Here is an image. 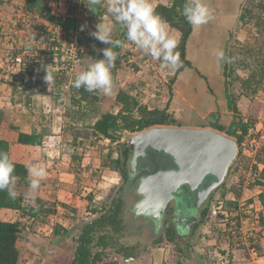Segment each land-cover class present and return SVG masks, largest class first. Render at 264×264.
Here are the masks:
<instances>
[{
	"label": "crops",
	"instance_id": "crops-1",
	"mask_svg": "<svg viewBox=\"0 0 264 264\" xmlns=\"http://www.w3.org/2000/svg\"><path fill=\"white\" fill-rule=\"evenodd\" d=\"M104 1L102 6H107L108 0ZM245 1L207 0L213 9V18L199 28L192 26L191 34L185 46V58L189 61L191 68L185 67L177 74L171 86L170 99L165 105L173 119L180 124L177 127L213 129V131L218 132L215 125L226 127L232 123L233 114L227 109L225 97L224 60H219L216 53L219 51L225 53V49L232 39L230 34L233 33L235 36L234 33L237 34V28L240 31L237 21ZM152 3L154 7L158 4L167 5L166 0H152ZM24 6H26V2ZM89 6L92 7V15L84 17L86 20L78 21V25L82 35L92 40L86 42L88 50L78 69H76V76L87 70L91 62L89 58L94 60L103 58L98 51L99 49L111 47V45L94 40L90 35L95 31L97 21L95 22L94 19L93 6L91 4ZM68 10V8L59 5L54 10V14L57 17H65ZM108 17L109 21L113 19L111 15ZM229 20H232V27ZM112 24L114 25L112 39L121 41L124 49L121 47L118 51L117 64L112 70L114 88L111 96H105L96 91L97 100L83 98L71 92L70 89L65 92L62 86L57 85L52 89L56 95H53V92L48 89L36 88L34 91L36 96L30 112L23 110L24 113L21 112V108L16 107L17 104L13 106L12 111L0 108L4 119H9L8 121L11 123L9 127L5 121L0 124V139L4 140L7 136L11 137L9 155L12 161L28 167L25 181V186L28 188L27 194H30V197L38 198L40 205L37 209L39 215L42 216L40 219H43L41 223H36L32 228L30 226L34 217L27 216L24 210L0 209L1 213L6 215L4 217L6 219L0 218V221L23 223L21 224L23 232L20 234L17 243L19 252L17 264H71L77 245L75 239L81 226L104 213L107 209L110 192L120 186V176H117V173L112 176L110 173H108L109 175L105 174L107 169H113V171L117 169L110 168L108 166L109 161L103 157H105V151H108L107 156L113 158V145H118V153H115L118 155L119 145L124 142L121 141L122 138L115 143H110L108 139L97 138L93 135L91 128L101 115L110 112L111 106L116 109L115 113L118 111L115 98L119 91H124L138 101L140 100L142 104H146L141 100V97L143 96V88L148 87L149 82H151L150 74L146 68H150L153 62H150L151 56H142L144 54L142 50L127 41L126 29L116 24L115 21ZM169 32L171 35L177 36L179 40V32L170 27ZM246 42L252 44L253 40L248 41L246 38ZM133 46H135V50L138 49V52L130 54L126 51L129 48L131 49L130 52H133ZM126 58L128 59L127 64L131 65L121 70L119 68L120 61L126 60ZM148 62H150L149 65H147ZM157 71L161 76H164L168 74L169 68L162 67ZM4 89L7 91L5 92ZM0 90L4 91L1 92L2 94L0 93V98L6 94L5 96L15 98L19 106L23 102L28 103L30 101L29 98L9 90L3 84L0 85ZM93 93L95 94V92ZM5 101H7L6 98ZM236 106L238 109L237 103ZM19 133L35 135L39 144L22 145L16 143L15 140ZM107 142L110 143V146L107 149H102L101 145L105 144L106 146ZM78 150L85 151L83 156L78 153ZM239 156H241V151ZM96 157L97 160H95ZM98 158H102L103 161H99ZM89 160H92L91 163ZM41 163L46 165L48 175L41 181L40 188L33 193L29 187V181L32 179L29 170L33 164L39 165ZM237 166L233 171L236 177L241 169L240 166ZM258 168L261 170L262 165L260 164ZM100 172L104 174L98 178ZM227 182L226 180L225 185L217 190L219 193L214 205L215 210L225 206L227 213L232 211L236 216V208L244 201L243 203L256 213L264 212V199H261L264 197V186L248 184L247 181L242 187H239L233 181ZM23 202L25 201L23 200ZM206 221L204 220V224L200 225L198 230L204 229L205 224L207 225ZM250 228L251 223L246 220L244 229L250 230ZM224 231L226 230L224 229ZM201 235L202 233H200ZM200 236L198 242L203 235ZM196 240L197 237H195L194 242ZM229 242L233 249L231 253L239 262L237 259L239 251L236 249L239 246L238 239L231 238ZM160 243L154 246L149 244V247L147 242L146 248L143 249L145 251H139L138 254L134 252L136 255L131 257L122 256L121 259L118 257L120 260L116 257L113 259L117 264H164V257L168 248ZM119 244L127 248L125 244ZM258 244L263 255L258 258L257 263L264 264V237ZM186 245L181 243L177 249L183 253L181 249ZM195 246V251L201 247L199 245L198 247L197 244ZM198 252L202 256L199 249ZM185 257L189 258L188 255Z\"/></svg>",
	"mask_w": 264,
	"mask_h": 264
},
{
	"label": "trees",
	"instance_id": "trees-1",
	"mask_svg": "<svg viewBox=\"0 0 264 264\" xmlns=\"http://www.w3.org/2000/svg\"><path fill=\"white\" fill-rule=\"evenodd\" d=\"M52 1L58 0H26V8L30 12L36 14L42 21L59 26L65 32L76 30L78 28V21H76V19L69 17H57L51 14L49 5ZM166 1L167 5L158 4L155 9L156 12L167 21L170 28L179 32L180 37L177 51L180 53V60L182 62L179 67L174 69L175 74L168 82L167 87L168 90L171 91V86L174 83L177 74L185 67L191 68L189 61L185 58V46L191 34L192 26L181 14L187 0ZM104 2H106V0ZM89 5L90 4L88 0V7L86 11H84L85 17L92 15V7ZM102 5L103 0H101V4L92 5L94 10L93 12L95 14V22L104 13L107 14L106 6ZM238 21L244 22V24H249L252 22V28L256 34L255 38H258L256 43L257 46L260 47L259 50L261 51L260 52L258 50L257 52L258 56H261V58L257 57L259 61L241 82L242 89L252 95L256 94L258 91L264 93V0H246L239 14ZM259 37L262 38L261 41L259 40ZM90 40L92 39L82 35L81 32V36L79 37V42L81 44L86 46V42ZM120 48L121 47H115L113 50L118 53ZM253 51L254 50L248 51V53L252 54ZM246 55L248 56V54ZM224 56L223 77L225 79V97L227 101V109L234 116L238 113V109L235 98L229 91V82H233V80L236 78L233 75L236 67L231 56H228L226 49ZM84 57L85 55L82 57L80 63L83 61ZM237 62L239 65H241L240 61ZM229 78L230 81L228 80ZM74 79L75 77H73L72 82ZM69 83L70 78L66 76V74L53 76V87H56L57 85L63 87ZM2 84L3 81L0 79V85ZM23 88L26 92L30 90L34 91L36 86L25 85ZM4 90L5 92L7 91L6 89ZM70 91L78 94L80 97L97 100L96 92L94 94L93 92L86 91L84 88L77 89L73 87L72 84ZM1 92L4 91L2 90ZM58 94L60 95L61 93ZM115 101L118 105V111L115 114L111 112L104 113L91 128L93 135H95L97 138L99 137L102 139H108L111 143H115L119 142L123 132L132 134L155 126L180 125L170 115L167 106L163 109H148L146 106L141 105V103L136 98L124 91H119L117 93ZM3 120V114L0 112V124L3 122ZM215 129L218 132L225 133L229 137L235 138L238 145L242 142L243 137L248 132L247 124L235 119H233L230 126L224 127L223 125H215ZM10 142L11 137L9 136H7L4 140L0 139V152H7L9 154ZM15 142L22 145L39 144L38 138H36L35 135H26L22 133L17 135ZM122 146L123 144L119 145V153ZM128 154L129 151L125 146V149H123L122 153L119 154L116 159H109L108 166L110 168H116L117 173L120 174L123 180H126L127 178V173L124 166L125 160L128 158ZM13 163L15 164L16 168L15 175L19 177V180L26 181L28 167L20 163ZM255 170H257V166L255 167ZM255 185L264 186V163L262 164V169L259 171V176L255 182ZM261 199H264V197H261ZM22 204L23 199L21 196L16 195L15 199H11L8 196L7 191H0V209L22 211L24 210ZM121 209L122 203L120 201H115L114 199L111 205L104 211V213L98 216L95 220H92L81 226L79 234L75 239L77 245L71 264H117L114 259H109L107 251L111 249L116 255L126 254L125 252L127 249L121 244L118 245L119 240L116 241L114 239V235L122 233V220L120 218ZM237 209L238 207L236 208V211ZM209 212V206L206 205L200 213L201 221H204L208 217ZM38 213L39 210L37 208H29L26 214L29 217H35ZM252 213L258 215L259 217H264V212L256 213L255 211H252ZM236 214L237 215L235 216L234 220H231L232 224L228 226L229 229L227 228L225 231L226 237L229 239H238L240 220L244 218H250V216H252L249 214H240L238 211ZM239 215H241L240 218ZM20 226L21 225L17 222L11 223L0 221V264H17L19 258L17 243L21 234ZM165 238L169 242L174 241L173 231L171 228L165 230ZM256 245L257 244L250 246L251 252L255 253L254 248Z\"/></svg>",
	"mask_w": 264,
	"mask_h": 264
},
{
	"label": "rangeland",
	"instance_id": "rangeland-1",
	"mask_svg": "<svg viewBox=\"0 0 264 264\" xmlns=\"http://www.w3.org/2000/svg\"><path fill=\"white\" fill-rule=\"evenodd\" d=\"M25 2L26 0H0V23L6 24L8 21L17 19L18 11L16 9L18 7H26L24 6ZM31 16L30 19L34 20L35 18H31ZM231 22L232 20H229V23L231 24L232 27L233 24ZM109 23H114V19H112ZM237 23L240 26V31L237 28L238 30L237 34L236 32L234 33L235 36L233 35V33L230 34L232 39L228 43L226 49L228 56H231V58L234 61L233 63L236 67L233 74L236 78L233 80V82H229V91L234 96L235 101L238 104V113L232 117L237 121H242L248 126L247 134L243 137L242 142L238 145L239 151H241V156L237 157L233 165L230 167L228 171V175L226 176L223 184H221L220 187L217 188L212 193V195H210L208 202L204 204V207L208 205L210 210L208 217L205 219L207 220L206 221L207 225L205 224L204 229H202V231L197 229V231L195 232V237H197V240L195 241L196 243L194 242L195 237L188 239L189 244L184 246L183 249H181L185 255L177 249V246L174 241L169 242L167 240L162 239L160 244H163L168 248L167 253L165 254L164 257V264H206V259L203 256V254L204 251L207 249H210L214 253L219 255L218 261L221 264H259L257 263V260L259 257L263 255V252L260 249L258 243L254 248L255 253L250 251L251 249L250 247L238 243L239 246L236 249L239 251V254L237 253V259L239 262H237L233 257V253H231V250H233L231 247L232 244L229 242V238L226 237V233L224 231V229L225 230H227V228L229 229L228 226L232 224L231 220H234L235 213L230 210H229L230 213H227L225 210V206L219 210H215L214 208L215 201L219 193L217 192V190L222 188L223 185H225L226 180L228 182L233 181V183H236V185H239V187H242L247 181L248 184L251 183L255 185V182L258 179L259 171H260L258 167H260V164L262 165L264 163V142H259V143L253 142L257 140V137L259 136L261 131L264 132V93L258 91L256 94L252 95L248 92H245L241 86V82L243 81V79H245L246 75L252 70L253 67H255V65L259 61L257 57L261 58V56H258L257 54L260 47H258L256 43L258 38H255L256 34L254 32V29L252 28V22L246 25L244 24V22L241 21L239 22L237 21ZM247 26L250 27L248 28ZM232 29L234 30V28ZM246 38L248 41L253 40V43L251 44V42H246ZM115 40L116 39H114V41ZM259 40L261 41L262 38L259 37ZM132 49H134L133 52H130L131 49L129 48L126 51H128L130 54L136 53V51L138 52V49L135 50V46H133ZM252 50H254L253 53L249 54L248 51H252ZM246 54H248V56ZM142 56H145V54H143ZM150 58H151L150 62H153V64H151L152 66H150V68H146V70L148 69L147 71L150 74L151 82H149L148 87L143 88L142 91L143 96L141 97V100L146 102V104H142L140 100L139 102L141 103V105L146 106L148 109H156V108L163 109L166 103L168 102V100L170 99L171 91L168 90L167 86L170 78L174 76L175 70L169 68V71H167L168 74L161 76L159 73H157L158 72L157 70L162 68L161 63L159 61L154 60L152 57ZM127 61H128L127 58L126 60L120 61L119 68L121 70H123L122 68H126V67L128 68V66L131 65V64L129 65V63L127 64ZM237 61H240L241 65H239ZM150 62H148L147 65H149ZM79 64L77 65V69ZM228 80L230 81V78ZM5 95L3 97L4 99L0 98L1 109L3 108L6 111L9 110L12 111L13 106H15L16 104H17L16 107H19L15 98L13 99L10 96H5ZM5 98L7 101H5ZM109 109L111 113H115L116 111V109H114L113 106H111ZM21 112H23L22 107H21ZM8 120L9 119L6 120L4 119L3 121H5V123L9 127L11 123ZM170 127H177V126H170ZM135 134L137 133L130 134L127 132H123L121 135L122 138L121 141L125 142L127 141V139H129L131 136ZM221 134L226 135L225 133H221ZM230 138L236 142L235 138L233 137ZM110 143L107 142L106 146L105 144H102L101 145L102 149H107L110 146L109 145ZM123 149L124 148L121 147L120 149L121 151L119 154L122 153ZM105 152L106 154L105 157L103 158H106L107 161H109V159L117 158L119 155V154L116 155L118 153V145H113V152H114L113 158L111 156H110L111 158L107 156L109 153L108 151ZM78 153L81 156H83L85 151L82 152L78 150ZM89 158L91 159V157ZM101 159L98 158L99 161ZM95 160H97V157L95 158ZM91 161L89 160V163H91ZM237 165L240 166L241 169L239 171L238 176L236 177V175L234 176L233 171L234 169H236ZM256 166H257V170H255ZM99 169L103 171L101 168ZM106 171L107 172H105V174L110 173L111 176L117 173V171L115 170L113 171V169H107ZM230 172H231V176L229 177ZM102 174L104 173L102 172L98 173V178H100V175ZM117 176H120V174H118ZM119 185L120 186H118V188L110 192L108 197V204H107V208H108L111 205L112 201L119 195L122 203L120 218L122 219V227H124L122 228V230L124 229V231L120 234L114 235V239L116 241L119 240L118 245H120L119 243L125 244L127 250L125 252L126 254L124 255H116L113 253V250L111 249L107 251V254L109 255V259L110 258L113 259V257H116L118 260H120L122 256L131 257L135 253L138 254L139 251H145L143 249L146 248L147 241H148V246L149 244L154 246V244H152V238L150 236H148V238L151 239L146 238L148 234H151L153 232V225L150 224L149 221H146V219L141 220L139 218L136 219L131 218L132 214L130 212V208L132 207L133 204L132 202L133 198L132 197L130 198L129 195H127V193L125 194L119 193V190L123 186V180H121ZM27 189L28 188L25 186V181L18 179L15 184L14 190L17 196H22V199L25 201L22 204L25 213L28 212L29 208H38V205H40L37 200L38 198L30 197V194H27ZM243 202H241V204H243ZM202 207L203 206H201V208ZM1 212L2 211L0 210V218L6 219L4 218L6 217V215L2 214ZM40 218H42V216L41 214L39 215L38 213L37 218L34 217V219L32 220L33 223L30 227L33 228V225H35L36 223H41L43 219ZM170 218H171L170 215H168L166 218V223L164 224H163L164 218L162 219L161 226L159 227L160 229L157 231V233H155L156 237H153L154 239L158 237L162 238L164 231L167 230L169 227L171 228ZM17 223H19L20 225L23 224L22 222H17ZM202 224H204V221L200 222L199 226ZM223 224L225 226H221ZM20 227L22 228V225ZM134 227H138L137 230H133ZM133 231H135V233ZM22 232L23 231L21 230V233ZM200 233H202L203 235V236L201 235L202 237L200 236ZM221 233H223L224 235ZM199 236L201 237L202 240L200 239L198 242ZM145 238L147 240H145ZM195 244H197V246L198 245L201 246V247L198 246L199 247L198 249L199 251L202 252V256L201 254H199L198 249L197 251H195L196 248ZM186 255L189 256L188 259L187 257H185Z\"/></svg>",
	"mask_w": 264,
	"mask_h": 264
},
{
	"label": "water",
	"instance_id": "water-1",
	"mask_svg": "<svg viewBox=\"0 0 264 264\" xmlns=\"http://www.w3.org/2000/svg\"><path fill=\"white\" fill-rule=\"evenodd\" d=\"M137 134L125 142L131 153L128 181L136 177L137 159L150 153L159 154L157 164L165 160L170 167L136 177L135 184L129 187L132 216L149 221L154 234L160 229L169 204L175 208L174 216L180 211H199L223 184L240 153L237 142L209 129L155 126Z\"/></svg>",
	"mask_w": 264,
	"mask_h": 264
},
{
	"label": "built area",
	"instance_id": "built-area-1",
	"mask_svg": "<svg viewBox=\"0 0 264 264\" xmlns=\"http://www.w3.org/2000/svg\"><path fill=\"white\" fill-rule=\"evenodd\" d=\"M59 5L69 9L65 17L74 18L76 21L85 19L84 11L88 7V0L53 1L50 4L52 15L55 16L54 10ZM16 10L17 19L6 24L0 23V78L9 90L29 98L28 103L23 102L19 107H22L24 112H30L36 96L35 90L26 92L23 87L34 85L36 88L48 89L56 95V92L52 91L55 88L52 82L48 84L44 80L45 66L52 65V76L66 74L70 78V83L62 87L67 92L73 77L76 76L77 65L87 52V48L79 42L81 36L79 25L76 30L65 32L59 26L42 21L26 7H18ZM108 15L104 13L99 17L96 25L110 22ZM30 16L35 19L31 20ZM253 142H264V132H261ZM252 210L245 203L240 204L237 209L240 214L252 215L250 218L241 219L238 228V243L247 247L259 243L264 237V217L253 214ZM246 220L251 223L250 230L244 229ZM203 256L206 264H221L218 261L219 255L210 249L205 250Z\"/></svg>",
	"mask_w": 264,
	"mask_h": 264
},
{
	"label": "clouds",
	"instance_id": "clouds-1",
	"mask_svg": "<svg viewBox=\"0 0 264 264\" xmlns=\"http://www.w3.org/2000/svg\"><path fill=\"white\" fill-rule=\"evenodd\" d=\"M91 5L101 4V0H89ZM107 14L113 17L116 24L126 29L127 41L133 43L145 55L159 61L162 67L176 69L182 63L177 51L179 40L169 32L167 21L156 12L152 0H108ZM193 28L207 24L213 18V9L207 0H187L181 13ZM114 25L98 23L96 30L90 35L97 41L111 45L99 49L102 59H91L87 70L80 72L72 82V86L84 88L88 92H101L105 96L113 94L114 80L112 70L116 67L118 54L114 47H123L119 40L112 39ZM34 39V38H33ZM219 60H224V52L216 53ZM44 80L50 84L53 80L52 65L45 66ZM15 164L7 152H0V191H7L11 199L16 198L14 190L19 177L15 175ZM32 179L29 187L35 193L48 173L43 163L33 164L29 170Z\"/></svg>",
	"mask_w": 264,
	"mask_h": 264
},
{
	"label": "flooded vegetation",
	"instance_id": "flooded-vegetation-1",
	"mask_svg": "<svg viewBox=\"0 0 264 264\" xmlns=\"http://www.w3.org/2000/svg\"><path fill=\"white\" fill-rule=\"evenodd\" d=\"M125 142L122 143L123 146H124V147L123 146L122 147L124 149H125V146H126ZM130 157H131V153L129 152L128 158L125 160V166H124V168L126 170V173H127L126 174L127 178H126V180H123L121 178V176H120V181L123 180V186L119 190L120 194L127 193V195H128L131 192L132 189H129V187L131 188L132 185L135 184L136 177L151 175V174L157 172L158 169H161L162 171L170 169L168 163L165 160H162L160 164L156 163V159H158V157L160 158L159 154L150 153L146 157H141V158L137 159V161H136V164H137L136 165V168H137L136 177H135V179L132 178V180L130 179V181H128L129 180L128 161H129ZM115 201H120L121 202L119 195L115 198ZM203 208H204V205L195 214H192V213H185L184 214L182 211H180L174 216L173 210L175 208H174L173 204H169L167 206L165 214H164V217H163L164 218L163 224L166 223V218H167L168 215H170V217H171L170 218V220H171V229L173 231L174 242H175L177 247H179V245H181V243H183V244L185 243V244L188 245L189 244L188 243L189 242L188 239H191L192 237H195V232L199 228L200 222H202L201 218H200V213H201ZM131 218L136 219L138 217L131 216ZM136 226H138V225H136ZM121 227H122V224H121ZM122 228H124V227H122ZM137 228L138 227H134L133 230H137ZM123 231H124V229L122 230V232ZM133 232L135 233V231H133ZM148 236H150L152 238V244H154V245L155 244H159L162 241V239L166 240L165 231L163 233V237L162 238L158 237V238L154 239L153 237H156L154 232H152L151 234H148L146 236L147 239H151V238H148ZM146 238H145V240H147Z\"/></svg>",
	"mask_w": 264,
	"mask_h": 264
},
{
	"label": "bare ground",
	"instance_id": "bare-ground-1",
	"mask_svg": "<svg viewBox=\"0 0 264 264\" xmlns=\"http://www.w3.org/2000/svg\"><path fill=\"white\" fill-rule=\"evenodd\" d=\"M138 134H135V135H133V136H137ZM137 139V138H136ZM137 144V143H136Z\"/></svg>",
	"mask_w": 264,
	"mask_h": 264
}]
</instances>
